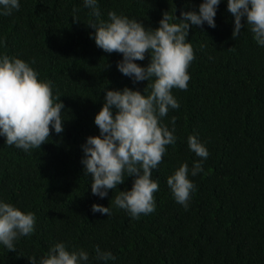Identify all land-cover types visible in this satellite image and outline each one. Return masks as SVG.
Wrapping results in <instances>:
<instances>
[{"label":"trees","instance_id":"1","mask_svg":"<svg viewBox=\"0 0 264 264\" xmlns=\"http://www.w3.org/2000/svg\"><path fill=\"white\" fill-rule=\"evenodd\" d=\"M19 2V10L0 16V54L29 62L38 79L51 82L64 105V130L50 131L46 142L27 152L0 137V199L36 216L34 233L14 241L16 250L0 244V264H30L29 256L45 255L56 242L83 248L89 264H105L95 259L97 245L115 256L106 264H264V46L248 25L232 36L234 17L226 0L217 7L214 28L190 25L194 59L188 87L171 90L179 108L161 118L175 128L176 142L152 170L159 181L155 210L135 219L111 200L117 190L131 188L133 177L125 176L105 198L93 195L81 146L99 135L94 117L104 89L129 87L143 94L148 82L133 84L116 67L122 54L96 46L88 24L97 18L83 0ZM201 2L99 0L98 19L107 21L115 11L155 29L164 12L179 20L182 10ZM136 62L146 66L150 55ZM189 135L209 152L195 176L191 168L202 158L189 150ZM181 163L188 164L195 185L187 208L166 183ZM94 203L109 206L111 215L93 212Z\"/></svg>","mask_w":264,"mask_h":264},{"label":"clouds","instance_id":"2","mask_svg":"<svg viewBox=\"0 0 264 264\" xmlns=\"http://www.w3.org/2000/svg\"><path fill=\"white\" fill-rule=\"evenodd\" d=\"M220 3L221 0H202L194 10H182L179 20L174 14L164 12L159 27L152 29L140 20L115 11L108 12L107 21L98 19L99 0H83L90 15L97 18L88 24L94 29L89 36L96 46L107 53L122 54L116 67L133 84L148 82L143 94L129 87L104 89L102 107L94 117L99 135L87 137L81 146L84 153L81 163L85 175L91 177L93 195L105 198L109 190L124 183L125 176L133 177L131 188L117 190L111 200L134 219L155 210L154 192L159 189V181L152 178V170L162 162L166 146L176 142L175 128L170 130L161 118L170 109L179 108L171 90L188 87L187 69L194 59L193 47L187 40L190 25L207 24L214 28ZM226 3L234 17L232 36L239 35L248 25L257 44L264 46V0H226ZM19 8V0H0V16L11 15ZM76 11L74 8L73 13ZM176 20L180 22H170ZM146 53L150 55V62L141 66L136 61L144 60ZM38 75L29 62L0 54V137L5 138V144L25 152L39 148L50 137V131L59 134L64 130L61 111L64 105L60 98L57 102L51 82L38 79ZM149 88L151 91L145 95ZM174 121L173 117V125ZM187 144L190 151L202 158L194 161L191 168V175L195 176L203 171L209 152L196 135H189ZM166 183L175 201L187 208L195 191L188 164L181 163ZM92 211L111 215L109 206L100 204L94 203ZM35 224V213L22 211L0 199V244L8 251L16 250L14 241L34 233ZM28 259L30 264H89V253L83 248L69 250L65 243L56 242L45 255ZM95 259L106 264L115 260V256L97 245Z\"/></svg>","mask_w":264,"mask_h":264}]
</instances>
